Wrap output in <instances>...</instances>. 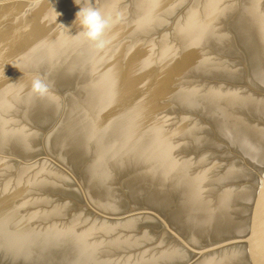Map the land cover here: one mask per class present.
Here are the masks:
<instances>
[{
	"label": "water",
	"instance_id": "water-1",
	"mask_svg": "<svg viewBox=\"0 0 264 264\" xmlns=\"http://www.w3.org/2000/svg\"><path fill=\"white\" fill-rule=\"evenodd\" d=\"M0 264H264V0H0Z\"/></svg>",
	"mask_w": 264,
	"mask_h": 264
},
{
	"label": "clouds",
	"instance_id": "clouds-1",
	"mask_svg": "<svg viewBox=\"0 0 264 264\" xmlns=\"http://www.w3.org/2000/svg\"><path fill=\"white\" fill-rule=\"evenodd\" d=\"M79 8L80 10L76 13L74 21V24L81 29L78 35L82 36L86 41L93 43L97 48L104 47L105 41L103 36L109 27V18L94 7ZM47 90L48 86L40 76L32 78L31 91L33 93L43 96Z\"/></svg>",
	"mask_w": 264,
	"mask_h": 264
}]
</instances>
